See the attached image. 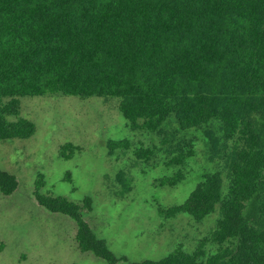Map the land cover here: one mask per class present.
I'll return each instance as SVG.
<instances>
[{"label": "trees", "instance_id": "obj_1", "mask_svg": "<svg viewBox=\"0 0 264 264\" xmlns=\"http://www.w3.org/2000/svg\"><path fill=\"white\" fill-rule=\"evenodd\" d=\"M54 95L118 98L133 128L205 129L217 153L233 143L227 194L213 172L169 212L202 221L220 206L209 258L120 259L84 219L92 200L44 195L40 176L38 205L76 223L82 253L109 264H264V0H0V142L36 133L21 98ZM18 186L0 169L2 195Z\"/></svg>", "mask_w": 264, "mask_h": 264}, {"label": "rangeland", "instance_id": "obj_2", "mask_svg": "<svg viewBox=\"0 0 264 264\" xmlns=\"http://www.w3.org/2000/svg\"><path fill=\"white\" fill-rule=\"evenodd\" d=\"M119 104L112 97L21 98L20 118L34 122L36 133L30 140L0 142V169L19 182L10 196L0 191V264H109L81 252L71 218L38 205L40 176L44 195L92 200L84 219L120 259L159 261L176 250H203L209 258L219 252L212 235L220 206L202 221L169 212L213 172L222 175L227 194L233 143L214 152L205 129L181 132L176 122L157 132L133 128ZM189 150L192 156L177 164ZM177 177L182 180L174 183Z\"/></svg>", "mask_w": 264, "mask_h": 264}]
</instances>
